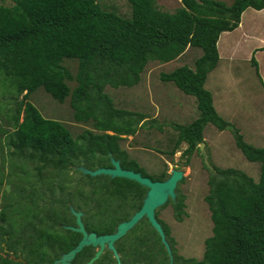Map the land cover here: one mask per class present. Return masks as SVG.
Instances as JSON below:
<instances>
[{
  "label": "trees",
  "instance_id": "trees-1",
  "mask_svg": "<svg viewBox=\"0 0 264 264\" xmlns=\"http://www.w3.org/2000/svg\"><path fill=\"white\" fill-rule=\"evenodd\" d=\"M127 1L130 15L120 14L99 0H0L2 149L4 145L13 147L8 159L28 160L32 169L37 167L40 182L47 174L66 172L73 176L71 172H76L82 177L78 179V196L84 193L81 180L98 187L94 192L100 195L94 204L87 200L82 204L72 200L66 189L60 191V197L54 195L64 179L55 189L40 183V210L23 226L25 231L23 227L12 230L2 201L0 264H23L19 257L29 264H54L62 253L75 247L82 234L64 227L75 224L70 204L85 211L87 229L99 234L113 232L119 222L141 207L147 188L140 183L123 177L83 175L73 166L84 163L91 167L95 162L97 167L111 166V153L124 168L147 175L137 163L127 160L121 146L122 136L134 135L145 115L117 107L106 89L137 85L149 61L170 62L189 46L203 51L193 68L182 65L161 73L163 81L194 95L200 112L191 123L176 125L179 135L170 154L182 142L188 143L184 155L201 153L199 144L208 123L220 129L232 127L237 147L248 160L261 164L260 177L255 180L235 167H216L209 176L205 200L213 226L201 258L179 254L170 226L159 216V210L171 204L175 218L183 220L186 201L179 184L177 199H169L157 209L158 219L172 247L174 264H264V146L247 142L240 129L218 112L212 92L205 87L208 74L221 58L217 46L221 34L240 25L246 8L263 9L264 0H234L231 4L181 0L182 6L175 12L160 8L157 0ZM251 60L259 75L256 58ZM40 88L60 102L69 97L75 119L92 128L74 135L62 121L45 117L31 99ZM105 159L109 160L107 165ZM169 175L164 169L161 175L150 177L164 180ZM116 247L123 264H170L167 249L147 218L118 240ZM94 253V246L85 247L73 264H85ZM106 257L116 264L108 249L94 264Z\"/></svg>",
  "mask_w": 264,
  "mask_h": 264
},
{
  "label": "rangeland",
  "instance_id": "rangeland-1",
  "mask_svg": "<svg viewBox=\"0 0 264 264\" xmlns=\"http://www.w3.org/2000/svg\"><path fill=\"white\" fill-rule=\"evenodd\" d=\"M99 1L120 14H131L127 0ZM221 1L231 4L234 0ZM157 4L169 12H175L178 7L182 6L181 0H157ZM251 8L248 7L243 12L244 22L248 20V23L256 22L258 24L262 18L255 19ZM240 32V30L224 32L223 40L218 41V51L222 59L211 71V74H208L205 87L215 92L214 105L218 112L227 121L232 122L233 127L240 129L247 142L262 147L264 146V91L251 59L255 56L257 60L259 59L260 71L264 74V49L252 56L250 52L258 41L254 38L253 43H245L246 40L242 41L238 38ZM258 37L264 39V36ZM234 51L236 59L230 60L229 54ZM202 54L203 51L200 47L189 46L182 56L170 62L149 61L147 68L142 73V80L137 85L119 88L108 86L106 89L108 94L113 97L117 107L141 112L145 115V119L141 120L134 135L122 136L121 146L127 152V160L137 163L145 174L152 177L161 175L164 169L169 172L172 168L185 171V177L178 183L180 193L185 195L186 201V214L183 220L179 221L175 218L171 204L160 209L159 216L170 226L179 254L197 258L203 256L205 239L212 235L211 212L205 200L209 190V176L216 167H235L244 170L255 180H258L261 166L259 162L248 160L237 147L232 127L220 129L213 123H208L204 129L203 142L205 145L203 149L208 154L209 163H207L202 150L201 153L194 151L190 155H184L188 146L187 142H182L175 153L170 154L179 135L176 125L191 123L198 118L200 112L196 97L183 92L173 82L163 81L161 73L171 72L182 65L193 68L196 59ZM231 57L233 58V56ZM73 64L72 69L75 71L76 64ZM69 83L71 86L75 85V82ZM228 92L231 98L240 95L244 99L243 103L241 104V100L237 99L235 104L225 103L222 106L220 100L224 97L227 98ZM31 99L45 117L62 121L74 135L85 128H92L91 124L75 119L69 97L64 102H60L40 88ZM241 105L244 106L243 112L239 109ZM108 132L113 133L112 131ZM13 149V147L9 149L7 145H4L2 149L0 145V179L2 180L0 206L2 201L6 204L12 230H22V227L27 225L26 222L32 220L40 210V189H42L40 186H43L40 183H45L55 189L58 182L64 179V184L57 187L54 195L60 197L62 189H66L71 195L68 196L72 200L74 198L77 203L84 204V201L87 200L89 205H92L100 198V195L94 192V190H98V187L89 186L91 182L88 180H81L84 183V193L78 196L80 186L78 179L82 177H77L78 173L76 172H71L72 177L66 172H59L55 176L47 174L41 178L40 182L39 169L35 166L32 169L28 160L8 159L9 150ZM104 163L107 165L109 160L105 159ZM90 166L89 168L94 169L97 167V163L95 162L93 165L90 163ZM54 177L55 179H53ZM99 264L111 263L106 257ZM116 264L118 263L116 262Z\"/></svg>",
  "mask_w": 264,
  "mask_h": 264
},
{
  "label": "water",
  "instance_id": "water-1",
  "mask_svg": "<svg viewBox=\"0 0 264 264\" xmlns=\"http://www.w3.org/2000/svg\"><path fill=\"white\" fill-rule=\"evenodd\" d=\"M204 145L205 143L202 142L200 144V149L203 151L207 163H209L208 154L203 149ZM110 156L111 166H99L95 169H91L82 163L81 165H74L73 167L82 171L83 174H88L92 177L107 175L111 178L123 177L140 183L147 188L141 207L136 210L130 218L119 222L113 232L98 234L96 231H89L86 228L83 220L85 214L84 211L78 210L73 205H70L71 212L75 216L76 224L64 225V227L81 233L82 237L75 247L62 253L60 257L54 261V264H73V260L77 254L87 246H94L98 249L85 264H93L101 257L106 249L112 251L118 264H122L121 255L116 247V242L133 230L144 218H147L152 227L159 233L161 241L165 245L169 254L170 264H174L172 247L167 239L164 227L158 219L157 209L164 206L169 199H177V186L184 178L185 171L183 169L173 168L170 171L169 177L166 179L154 180L150 176L144 175L141 171L124 168L120 159H116L111 153ZM5 250L8 251L7 248ZM18 259L19 261H22L23 264H29V262L22 257H19Z\"/></svg>",
  "mask_w": 264,
  "mask_h": 264
},
{
  "label": "crops",
  "instance_id": "crops-1",
  "mask_svg": "<svg viewBox=\"0 0 264 264\" xmlns=\"http://www.w3.org/2000/svg\"><path fill=\"white\" fill-rule=\"evenodd\" d=\"M226 2V1H225ZM227 3V2H226ZM227 4H229V3H227ZM251 10H252V12L254 13V15L253 14H251V15H253V17H255V19H259V17L260 18H262V21L260 22L259 21V23L257 24L256 22H251V23H248V20H246L245 22H244V14H243V16H241V22H240V25L234 30V31H236V30H240L241 32H240V35L238 36V38L239 39H241L242 41H245L246 40V42L245 43H250V42H252L253 43V40H254V38H256L257 39V41H258V43H257V45L256 46H254L253 48H252V52H250V54L252 53V56H255L258 52H260V50H263L264 49V39H259V37L258 36H264V32H263V27H264V8L263 9H260V10H257V9H255V8H251ZM245 26H247V28H245ZM225 32H227V31H225ZM223 36H224V32L221 34V36H220V38H219V40L221 41V40H223ZM221 37H222V39H221ZM218 40V41H219ZM236 40V39H235ZM235 42V41H234ZM259 44H262V45H259ZM185 53V52H184ZM183 53V54H184ZM220 53V52H219ZM235 51L233 52V53H230L229 54V58H230V60H232V59H236L235 58ZM182 54V55H183ZM181 55V56H182ZM231 56H233V58L231 57ZM180 57V56H179ZM220 57H221V55H220ZM255 58H256V56H255ZM222 59V57L220 58V60ZM256 60H257V58H256ZM261 60V59H260ZM259 59L257 60V64H258V71H259V77H260V80L261 81H259V82H261V87H262V89H263V91H264V74H262L261 73V71H260V67H259ZM253 66H255L254 64H253ZM256 67V66H255ZM256 71H257V68H256ZM210 74H211V72H210ZM211 91V90H210ZM212 92V94H213V96H214V100H215V92L214 91H211ZM237 97H235V98H231V96H230V94H229V92L227 93V98L226 97H224V98H221V103H222V106L225 104V103H228V104H235V100H241V104L243 103V101H244V99L239 95H236ZM242 107V108H241ZM241 107L239 108L240 110H241V112H243V107L244 106H242L241 105Z\"/></svg>",
  "mask_w": 264,
  "mask_h": 264
},
{
  "label": "flooded vegetation",
  "instance_id": "flooded-vegetation-1",
  "mask_svg": "<svg viewBox=\"0 0 264 264\" xmlns=\"http://www.w3.org/2000/svg\"><path fill=\"white\" fill-rule=\"evenodd\" d=\"M172 169H173V168H172ZM170 171H171V170H170ZM184 177H185V176H184ZM182 180H183V179H182ZM182 180H181V181H182ZM70 205H72V204H70ZM73 206H74V205H73ZM78 210H82V209H78ZM82 211H84V210H82ZM84 213H85V211H84ZM84 216H85V214H84ZM84 216H83V217H84ZM130 217H131V216H130ZM130 217H129V218H130ZM122 221H123V220H122ZM75 224H76V221H75ZM85 225H86V224H85ZM117 225H118V224H117ZM86 228H87V227H86ZM115 229H116V228H115ZM92 231H94V230H92ZM96 232H97V231H96ZM97 233H98V232H97ZM98 234H99V233H98ZM101 234H102V233H101ZM97 249H98V248L95 247V252H96ZM106 250H107V249H106ZM106 250H105V251H106ZM105 251H104V252H105ZM22 258H23V257H22ZM17 259H18V258H17ZM23 259H24V258H23ZM18 260H19V259H18Z\"/></svg>",
  "mask_w": 264,
  "mask_h": 264
},
{
  "label": "clouds",
  "instance_id": "clouds-1",
  "mask_svg": "<svg viewBox=\"0 0 264 264\" xmlns=\"http://www.w3.org/2000/svg\"><path fill=\"white\" fill-rule=\"evenodd\" d=\"M209 161V160H208Z\"/></svg>",
  "mask_w": 264,
  "mask_h": 264
}]
</instances>
